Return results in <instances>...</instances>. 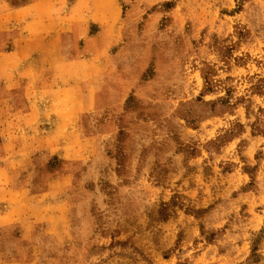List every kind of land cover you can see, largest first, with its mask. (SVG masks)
Here are the masks:
<instances>
[{"label": "rangeland", "instance_id": "obj_1", "mask_svg": "<svg viewBox=\"0 0 264 264\" xmlns=\"http://www.w3.org/2000/svg\"><path fill=\"white\" fill-rule=\"evenodd\" d=\"M9 210L0 264H264V0H0Z\"/></svg>", "mask_w": 264, "mask_h": 264}, {"label": "crops", "instance_id": "obj_2", "mask_svg": "<svg viewBox=\"0 0 264 264\" xmlns=\"http://www.w3.org/2000/svg\"><path fill=\"white\" fill-rule=\"evenodd\" d=\"M25 216L19 213V210L14 211H7L3 213V215L0 216V226L6 227V226H12V225H18L20 226L19 222H25ZM23 223H21L22 225ZM24 225V224H23Z\"/></svg>", "mask_w": 264, "mask_h": 264}]
</instances>
